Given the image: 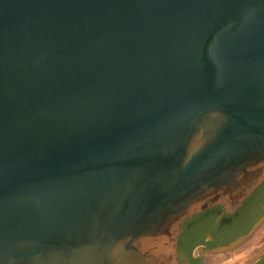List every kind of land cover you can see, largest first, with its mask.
I'll list each match as a JSON object with an SVG mask.
<instances>
[{
  "label": "water",
  "instance_id": "obj_1",
  "mask_svg": "<svg viewBox=\"0 0 264 264\" xmlns=\"http://www.w3.org/2000/svg\"><path fill=\"white\" fill-rule=\"evenodd\" d=\"M262 183L264 0H0V264H179Z\"/></svg>",
  "mask_w": 264,
  "mask_h": 264
},
{
  "label": "flooded vegetation",
  "instance_id": "obj_2",
  "mask_svg": "<svg viewBox=\"0 0 264 264\" xmlns=\"http://www.w3.org/2000/svg\"><path fill=\"white\" fill-rule=\"evenodd\" d=\"M261 188L258 197L251 196ZM215 209L213 213H208ZM264 216V183L260 185L232 214H225L222 206L209 208L187 220L179 230L177 241L178 262L183 264H205L199 253L226 250L239 239L246 236L253 226ZM180 238L185 244L184 251H178ZM264 264V252L256 260Z\"/></svg>",
  "mask_w": 264,
  "mask_h": 264
},
{
  "label": "rangeland",
  "instance_id": "obj_3",
  "mask_svg": "<svg viewBox=\"0 0 264 264\" xmlns=\"http://www.w3.org/2000/svg\"><path fill=\"white\" fill-rule=\"evenodd\" d=\"M264 216L258 220L251 231L232 244L226 250L199 253L205 264H256V260L264 252ZM185 264V258L182 256Z\"/></svg>",
  "mask_w": 264,
  "mask_h": 264
},
{
  "label": "trees",
  "instance_id": "obj_4",
  "mask_svg": "<svg viewBox=\"0 0 264 264\" xmlns=\"http://www.w3.org/2000/svg\"><path fill=\"white\" fill-rule=\"evenodd\" d=\"M261 193V188H259L250 198L249 201H251L253 198H256L260 195ZM215 209H210L208 213H213ZM185 249V244L183 243L182 239L180 238L179 243H178V251H184Z\"/></svg>",
  "mask_w": 264,
  "mask_h": 264
},
{
  "label": "crops",
  "instance_id": "obj_5",
  "mask_svg": "<svg viewBox=\"0 0 264 264\" xmlns=\"http://www.w3.org/2000/svg\"><path fill=\"white\" fill-rule=\"evenodd\" d=\"M260 235H264V232L260 233Z\"/></svg>",
  "mask_w": 264,
  "mask_h": 264
}]
</instances>
